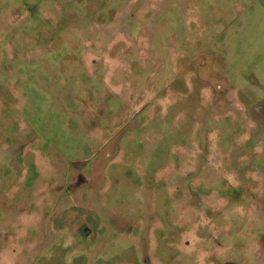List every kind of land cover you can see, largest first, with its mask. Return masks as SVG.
I'll return each instance as SVG.
<instances>
[{"label":"rangeland","instance_id":"374dc122","mask_svg":"<svg viewBox=\"0 0 264 264\" xmlns=\"http://www.w3.org/2000/svg\"><path fill=\"white\" fill-rule=\"evenodd\" d=\"M0 264H264V0H0Z\"/></svg>","mask_w":264,"mask_h":264}]
</instances>
